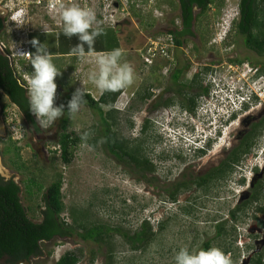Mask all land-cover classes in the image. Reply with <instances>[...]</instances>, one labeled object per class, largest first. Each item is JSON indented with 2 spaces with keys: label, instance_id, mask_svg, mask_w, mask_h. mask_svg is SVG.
<instances>
[{
  "label": "rangeland",
  "instance_id": "374dc122",
  "mask_svg": "<svg viewBox=\"0 0 264 264\" xmlns=\"http://www.w3.org/2000/svg\"><path fill=\"white\" fill-rule=\"evenodd\" d=\"M35 1L0 0V16L4 19L0 40L5 45V49L0 52L7 57V54L15 52L19 47L26 46L27 34L33 32V38L44 43L51 54L56 53L53 55V62L61 70V74L55 80V104L61 103V96L66 91H75L78 87H83L85 92L97 99L101 93L88 80V74L97 70L96 57L103 54L86 52L84 59H80L76 54L60 57L57 53L59 36L57 33L52 34L62 33L59 8L56 14H49L44 3L37 5ZM115 1L73 0L71 4L94 8L97 20L102 25L99 14H104L103 4L110 5L107 10L110 13ZM119 1H122L121 7L126 10H116L113 18L109 19L115 30H105L95 41V44L100 45L107 43L109 47L116 38L119 48L123 51L121 61L130 63L134 70L133 83L122 89L115 102L112 114L115 123L112 130L130 147L139 146L140 157L146 158L154 167V171L141 172L132 164L117 160L108 153L101 138L102 123L99 122V116L86 105H81L78 113L68 117V131L83 135L84 139L77 144L71 162L63 164L59 148L52 140L56 126L60 127L61 118L45 131V135H39L41 140L33 139L17 110L1 96L0 102L4 109L3 113H0V177L5 180L13 179L19 184L21 181L33 179L34 184L43 188L37 192L34 185L32 194L28 195L23 184H20V198L23 206L28 209V217L34 222L40 221V211L43 209L42 192L60 175L64 205L60 217L72 226L75 224V215L76 224L80 221L86 226L100 224L111 228L108 239L113 248L111 261L107 259L105 244L84 241L74 234L40 243L39 254L27 263L20 264H55L67 251L77 252L79 260L76 264H175L173 257L180 247L200 249L204 248L206 243L223 251L231 248L232 264H241L243 253L240 252L238 241L234 243L233 228L234 224L239 225L243 218L233 223L226 222L225 233L219 237L216 236L215 225L219 219H226L228 210L239 200V192L244 188L236 185L237 176L234 174L225 176L226 180L214 177L202 188L195 184L200 172L217 163L218 155L215 154L218 145L214 146V156L210 160H207V157H194L199 151L188 148L191 143L186 145L188 149L176 148L169 139L179 135L190 136L193 132L184 131L180 122L171 126L172 128L169 127V124H173L169 118L164 120L163 127H159L155 122L160 121L159 110L150 111L148 102L143 104L139 101L143 90L155 95L158 92L165 94L166 90L174 87L169 82L173 72V66L169 65L170 60L158 59L154 65L144 67L141 54L148 40L172 30L179 24L178 3L176 0ZM237 2L238 0H210L207 10L194 24L196 31L206 33V36L215 33L214 43L208 44L204 49L201 42L196 40L193 43V39H187L184 53L180 56L183 58L184 54H187L190 61L182 81L188 82L193 72L203 67L204 63H210L211 66L212 59L222 63L220 66L225 68L230 63L229 58L232 61L242 60L248 67H264V55H257L243 45V40L234 33V22L227 45H224V41L221 42L224 31L231 26ZM17 12L19 15H16ZM117 24L121 26L119 30L116 29ZM17 68L22 77L30 79V62L19 60ZM213 69L217 70L218 67ZM246 74L247 72L244 74L245 78ZM262 75L264 79V71ZM249 86H252L250 82ZM253 105L264 107V96ZM102 109L104 112L109 110L105 106ZM164 114L167 116V112ZM147 117L150 123L148 128L141 132V122ZM184 119L186 116L180 120ZM96 127L99 129H95ZM59 129L57 127L58 132ZM92 135L99 137L95 147L88 143ZM163 141H166L168 147ZM7 146L10 151L4 153ZM14 146L18 149V156L14 154ZM184 180L189 184L188 189L180 190L176 200L171 202L169 193L174 184ZM143 220L149 221L156 235L144 248L132 249L130 242L115 228L132 235L139 230Z\"/></svg>",
  "mask_w": 264,
  "mask_h": 264
},
{
  "label": "trees",
  "instance_id": "16d2710c",
  "mask_svg": "<svg viewBox=\"0 0 264 264\" xmlns=\"http://www.w3.org/2000/svg\"><path fill=\"white\" fill-rule=\"evenodd\" d=\"M178 1L181 10V24L183 27L187 28H190L192 24V8L196 6L204 11L207 10L210 5V0ZM237 10H239L241 14V20L236 26V31L237 34L242 37L243 45L257 55H264V0H239V9L237 8ZM3 26L4 19L0 17V33L3 30ZM107 28L108 30H114V28L111 27ZM55 33L59 36L57 40V53L61 56L74 54L71 47L79 43L78 38L76 36L67 38L59 32H53L52 34ZM43 34L44 33H42V35ZM32 39L33 34H30V48H32L31 52L33 53L35 52V48L31 43ZM72 39L75 41L68 44ZM175 43L177 45L181 44L177 39H175ZM115 48H119L116 38L113 40L112 46H107L106 48L103 44H95L91 52L105 51V49L110 51ZM86 52L90 53L87 51V46ZM230 63L238 65L242 62L241 60H234ZM256 71L260 74L264 71V67H256ZM15 72L16 69L14 66H11L9 59L0 52V89L10 103L20 104L19 107L28 118L29 122L32 123L33 117H31V111L28 105L27 92L19 85V76H17ZM121 91L122 89L115 92H104L97 99H94L91 94L85 92L86 95L82 105H86L94 110L99 116V122L102 123L101 138H103L108 153L117 160H124L128 164H132L141 172L152 173L154 167L146 158L142 159L140 157L139 146L130 147L127 142L118 138L117 134L112 130L113 124L115 123V117L112 116L114 112L113 108ZM73 92L74 91H66L64 95L61 96V103L67 105V101L71 98ZM149 96L150 93L148 91L146 97ZM21 99L23 101H20ZM103 106L108 107L109 110L104 112L102 109ZM66 112L67 108L65 107V115L61 117L59 136L55 142L59 148V156L63 164H69L71 162L77 144L84 139L83 135L68 131L69 115ZM147 128L148 125H145V129ZM95 129L99 128L96 127ZM98 139L99 137L97 135H92V139L88 141L89 145L95 147ZM9 151L10 148L7 146L4 153H8ZM13 151L15 156H18V149L15 146ZM18 168H20V166H18ZM212 178L213 173L210 172L204 177H199L197 184L207 185ZM20 184H23L25 193L28 195L32 194V187L34 185L37 187V192L43 189L41 185L34 184L33 179H29L26 182L21 181ZM20 184L16 183L13 179L5 180L0 177V259L6 255L12 260H29L30 257H36L39 254L40 243L50 242L54 238H64L75 234L84 241L91 240L105 244L107 246V259L110 261L112 260L113 248L108 243L111 228L100 224L86 226L80 221L76 224L77 218H75V215H73L75 224L72 226L67 224L64 219L60 217V214L64 210L61 193L62 179L60 175H58L42 192L41 199L43 209L40 211L41 219L38 222H34L28 217V209L23 206L20 198ZM175 187L176 188H173L169 193L171 201L176 200V196L180 190L188 189L189 186L184 182L179 183ZM115 230L122 233L123 238L130 242L132 249L144 248L156 235L147 220H143L139 230L132 235L118 228H115ZM220 232L221 231L218 229V233ZM207 248L210 247L205 244L204 249ZM226 251L227 250L224 252ZM78 260L79 257L77 252L67 251L58 258L55 264H76ZM251 264H261L260 258L252 259Z\"/></svg>",
  "mask_w": 264,
  "mask_h": 264
},
{
  "label": "flooded vegetation",
  "instance_id": "af4514ba",
  "mask_svg": "<svg viewBox=\"0 0 264 264\" xmlns=\"http://www.w3.org/2000/svg\"><path fill=\"white\" fill-rule=\"evenodd\" d=\"M119 2L120 1L117 0L115 5H119ZM176 2L179 8V26L175 25L172 30L167 31V33L172 35L174 42V48L171 49L172 61L169 62V65L173 66V72L170 74L169 82L174 87L166 90L165 94L158 92L149 97H146L148 91L143 90V93L139 95V101L143 104L148 102L147 105L150 111L159 110V116L161 115L159 117L160 121L158 120L155 122L163 126L166 118L172 120V117H174L173 121L174 124H176L179 123V120L183 119L184 116H192L194 111L196 113L202 112L206 114L205 124L201 127L202 133L206 136V142L204 143V149L199 151L194 157L199 159L201 157H207V160H210L211 157L214 156V153H212L214 146L218 145L215 154L218 155V161L211 167L200 172L196 178L195 184L199 188L205 187L206 185H198L197 181H199V177H204L210 172L213 173V178L221 177V179H224L225 176L228 177L231 174L237 176L236 185L244 189L239 192L241 193L239 195V200L228 210L226 219L221 218L217 221L215 225L216 236L219 237L225 233L224 226H226V222L233 223L243 218V220L239 222V225L234 224L233 228L235 233L234 243L238 241L237 244L241 248L240 252L243 253L241 264H251L252 259L258 257L261 260V264H264V107L253 105L259 100L257 98L253 104L251 103L250 105L242 107L233 114H225V112L214 103L217 95H212L214 90L208 83L210 76H213L217 70L223 68L220 66L222 63L213 59L211 60L213 62L211 66L210 63H204L202 65L203 67L197 68L193 72L188 82L182 81L184 72L186 69H189L188 64L190 61L188 60L190 57H188L187 54H184L185 57L182 56L183 58L180 56V54L184 53V44H186L187 39H193V43H195L196 40L198 43L201 42V46L206 49L208 44L214 43V38L216 36L213 37V35H215L213 32L211 35L206 36V33L204 34L200 31H196L197 27H195L194 23L198 21L206 11H202L196 6L192 8L193 20L190 28L183 27L181 24L182 18L180 17L181 10L179 1L176 0ZM237 8L239 9V0L237 2ZM0 17L2 18V16ZM240 20L241 14L238 10L235 20H231V26L224 31V37L221 42L224 41L225 46L227 45L226 42L233 22L235 23L234 33L242 39L236 31V26ZM31 34H33V32ZM207 38L210 40H207ZM175 39L180 41L181 44L177 45ZM193 46H196V44H193ZM228 61L232 62L230 58ZM214 67H218V69L214 70ZM0 93L4 95L1 89ZM4 97L6 96L4 95ZM20 101L23 100L21 99ZM11 104L17 109L28 133H31L33 139L41 140L39 135H45L47 129L43 130L40 128L32 112L31 117H33V122L31 123L19 107V103V105L16 103ZM1 112L3 113V106L0 102V113ZM165 112H167V116H165ZM149 123L148 117L143 119L140 127L141 132L146 130L145 125ZM57 127L59 129V126H56L55 135L52 138L54 142L57 141L59 136ZM163 144L166 146V141H163ZM184 182L188 184L187 180L176 182L173 188L179 183ZM230 189L233 190L232 188ZM218 229L221 231L220 233H218ZM206 244L209 246L208 243ZM225 250H227L226 253L230 256L232 253L231 248H226ZM31 258L33 257H30L29 260ZM29 260H12L5 255L0 259V264H20L21 262L27 263Z\"/></svg>",
  "mask_w": 264,
  "mask_h": 264
},
{
  "label": "clouds",
  "instance_id": "9594fccd",
  "mask_svg": "<svg viewBox=\"0 0 264 264\" xmlns=\"http://www.w3.org/2000/svg\"><path fill=\"white\" fill-rule=\"evenodd\" d=\"M237 12L238 10H236V12L233 14L231 20H235ZM16 15H19V13L17 12ZM58 15L62 21V34L67 38L76 36L79 40V43L72 48L73 53L76 54L80 59H84L86 56L85 45L87 46V51L91 52L94 49L96 38L104 34V28L100 26V23L97 20L94 8L82 7L75 3L71 5H65L61 3L59 5ZM29 35L30 34H28L27 38ZM31 43L35 48V52H31L30 43L27 41L31 53L29 62L31 63L32 67V73L29 80H27L28 77H22L20 72H18L19 69H16L18 61H21L22 59L18 58V61L16 62H9L11 66H14L16 69L15 74L19 76L18 81L21 80L25 85L28 86L27 88H24L19 84L27 92L28 105L32 114H34L36 117L37 123L39 124L40 128L46 130L49 129L54 124V122L65 115V107L67 108L66 113L69 116L78 113L82 103L84 102L86 93L83 87H78L72 93L71 98L67 101V105L63 103L59 105L55 104L57 90V84L55 80L56 77L61 74V70L58 69L53 62L54 57L51 54L49 48L44 43H41L37 38H33ZM122 56V49L115 48L106 54L96 57L97 70H93L88 74V80L95 85L101 94L104 92H115L121 90L133 83V67L128 62H122ZM241 64H243V62ZM229 73H231V71L223 67L217 70L213 76H210L208 79V83L214 90L212 95H217L214 103L221 110H223L225 114H233L240 108L250 105L251 103L253 104V102L258 98V91L262 90L264 92L263 75L262 73L258 74L256 71L250 76L249 82L252 86H249L248 81L239 82L240 84L244 83V86H246L248 89L251 87L253 96L252 101L243 100L240 102V104H238V108H235L231 102H228L225 104V106H222L223 101H220L219 99L220 94L215 92L218 87L216 86V83L212 81V79H217L219 84L225 86L227 83L225 77ZM236 92L239 95L242 94L239 90ZM0 95L3 96L1 93ZM8 102V104L12 105L10 101ZM205 115L206 114H203L202 112L196 113L194 111L192 116L187 115L186 119L179 120L180 124H182V127L185 129L184 131L189 130L193 133L190 136H174L169 139V142L172 143L173 146H176V148L179 147L180 150H182V147L185 149L194 148L198 151L203 150L204 143L206 142V136L202 133L201 127L205 124ZM173 119L174 117H172V120L170 121V123L173 124H169V127L174 126ZM156 125L160 127L161 124L157 122ZM161 126L163 127V125ZM188 143H191L192 145L186 148ZM173 259L175 264H232L230 256L219 247L192 250H190L188 247H180L178 251H175Z\"/></svg>",
  "mask_w": 264,
  "mask_h": 264
},
{
  "label": "built area",
  "instance_id": "2783aa9c",
  "mask_svg": "<svg viewBox=\"0 0 264 264\" xmlns=\"http://www.w3.org/2000/svg\"><path fill=\"white\" fill-rule=\"evenodd\" d=\"M81 1V0H80ZM115 1V0H113ZM73 0H36L34 3L37 5H41L44 3L47 13L49 14H56L59 8V5L61 3L63 4H71ZM116 2V1H115ZM123 5L122 1L119 2V5H115L113 3V10L111 9L110 13L107 12V10L110 8L109 4H103L104 8V14H99L101 23L104 24L106 27L113 28L114 24H112V21L109 20L113 18L116 10L121 9L122 12L126 10L125 7H121ZM121 7V8H120ZM109 13V14H107ZM108 17V19H107ZM108 22V24H107ZM106 23V24H105ZM118 25V24H117ZM29 34V33H28ZM27 34V36H28ZM174 48V42L172 39V35L170 33H164L156 38L148 40L143 53L141 54V60L142 65L144 67H150L154 65V63L159 60H170L172 61V54L171 49ZM5 49V45L0 40V50ZM8 53H10L8 51ZM7 58L10 62H16L18 61V58L29 62L31 58V53L28 47V44L26 43V46L19 47L15 50V52L7 54ZM227 69L231 71L228 75H226V85L222 86V84H219L217 79L214 78L212 81L216 83V86L218 87L215 91L216 93L220 94L219 99L220 101H223V105L227 104L228 102H231L232 105L235 108H238L241 101H252V90L251 87L248 89L244 85V83H238V82H244V81H250V76L256 72V68L248 67V64L243 63L241 65L237 64H230L227 66ZM245 72L246 78L244 76ZM251 73V74H250ZM24 77V76H23ZM238 77V78H236ZM240 77L244 78L243 80L240 79ZM249 79V80H248ZM20 85H22L24 88H27L28 86L25 85L21 80L18 81ZM258 89V88H257ZM239 90L242 94L239 95L236 91ZM264 96V92L262 90H259L257 93L258 99L261 100V97ZM227 107V106H226ZM222 108V107H221Z\"/></svg>",
  "mask_w": 264,
  "mask_h": 264
},
{
  "label": "crops",
  "instance_id": "0c3cea01",
  "mask_svg": "<svg viewBox=\"0 0 264 264\" xmlns=\"http://www.w3.org/2000/svg\"><path fill=\"white\" fill-rule=\"evenodd\" d=\"M100 22H101V21H100ZM101 24H102V23H101ZM102 25H103V24H102ZM102 25H100V26H102ZM102 27L104 28V31H105V30H108V28H107L106 26L103 25ZM116 27H117L116 29L119 30L121 26H120V24H118ZM114 30H115V28H114ZM114 30H112V31H114ZM27 41L30 43L29 37L27 38ZM117 41H118V40H117ZM118 44H119V43H118ZM104 45H105L106 48H107V46H108L107 43H104ZM30 46H31V45H30ZM31 49H32V48H31ZM31 51H32V50H31ZM107 52H109L108 49H105V51H99V52H96V53H100V54H104V53H105V54H106ZM91 53H92V52H91ZM52 55H56V54H52ZM58 55H59V54H58ZM67 55H74V54H66V55H64V56H67ZM59 56H60V57H64L63 55H62V56L59 55ZM58 69H59V68H58Z\"/></svg>",
  "mask_w": 264,
  "mask_h": 264
}]
</instances>
